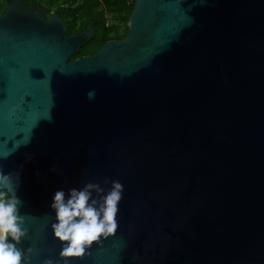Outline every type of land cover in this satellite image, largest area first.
<instances>
[{
  "label": "water",
  "instance_id": "1",
  "mask_svg": "<svg viewBox=\"0 0 264 264\" xmlns=\"http://www.w3.org/2000/svg\"><path fill=\"white\" fill-rule=\"evenodd\" d=\"M126 26L69 62L91 24L66 36L22 0L0 15V168L20 174L29 230L17 247L30 264H264V0H134ZM112 180L116 234L65 262L55 193Z\"/></svg>",
  "mask_w": 264,
  "mask_h": 264
},
{
  "label": "clouds",
  "instance_id": "2",
  "mask_svg": "<svg viewBox=\"0 0 264 264\" xmlns=\"http://www.w3.org/2000/svg\"><path fill=\"white\" fill-rule=\"evenodd\" d=\"M94 93L88 94L89 99ZM109 181L106 179L105 183ZM20 185L19 173L4 174L0 168V264H30L32 248L17 247L29 236L24 227L26 220L19 214L22 201L17 197ZM124 187L119 180L111 181V189L105 194L99 183H87L82 188H72L66 198L63 190L54 195L51 208L56 216L52 224L55 239L63 244L60 258H83L94 244L107 240L118 229V205L123 198ZM93 193L97 198L93 197ZM9 237L11 241L9 242ZM44 264H54L49 259Z\"/></svg>",
  "mask_w": 264,
  "mask_h": 264
},
{
  "label": "trees",
  "instance_id": "3",
  "mask_svg": "<svg viewBox=\"0 0 264 264\" xmlns=\"http://www.w3.org/2000/svg\"><path fill=\"white\" fill-rule=\"evenodd\" d=\"M12 0H0V15ZM26 6L37 4L46 17L60 15L67 27L66 36L75 35L91 24L94 35L69 62L94 54L104 43L122 41L129 30L126 26L134 9V0H22Z\"/></svg>",
  "mask_w": 264,
  "mask_h": 264
},
{
  "label": "flooded vegetation",
  "instance_id": "4",
  "mask_svg": "<svg viewBox=\"0 0 264 264\" xmlns=\"http://www.w3.org/2000/svg\"><path fill=\"white\" fill-rule=\"evenodd\" d=\"M49 18V17H48ZM86 56H90V55H86Z\"/></svg>",
  "mask_w": 264,
  "mask_h": 264
}]
</instances>
